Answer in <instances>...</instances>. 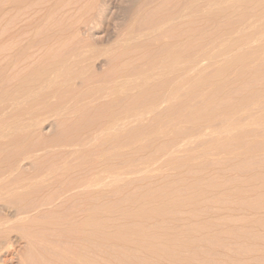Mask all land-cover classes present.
Returning a JSON list of instances; mask_svg holds the SVG:
<instances>
[{"label": "rangeland", "instance_id": "rangeland-1", "mask_svg": "<svg viewBox=\"0 0 264 264\" xmlns=\"http://www.w3.org/2000/svg\"><path fill=\"white\" fill-rule=\"evenodd\" d=\"M152 263L264 264V0H0V264Z\"/></svg>", "mask_w": 264, "mask_h": 264}, {"label": "bare ground", "instance_id": "bare-ground-1", "mask_svg": "<svg viewBox=\"0 0 264 264\" xmlns=\"http://www.w3.org/2000/svg\"><path fill=\"white\" fill-rule=\"evenodd\" d=\"M33 5V4H32ZM49 15V14H48ZM12 17V16H11ZM15 17V16H14ZM61 19V18H60ZM261 24V23H260ZM175 38V37H174ZM45 55V54H44ZM52 56V55H51ZM168 57V56H167ZM172 58V57H170ZM169 58V59H170ZM174 58V57H173ZM173 60H171L172 63ZM31 63V62H30ZM29 66V65H28ZM60 69V68H59ZM135 72V71H134ZM7 73V72H6ZM92 75V74H91ZM5 77V76H4ZM10 77V76H9ZM127 77V76H126ZM143 77V76H142ZM134 78V77H133ZM116 80V79H115ZM84 81V80H83ZM112 81V80H111ZM110 81V82H111ZM95 83V82H94ZM101 83V82H100ZM129 85V84H128ZM247 89V88H246ZM168 90V89H167ZM122 91V90H121ZM44 94V93H43ZM68 94V93H67ZM153 95V94H152ZM164 96V95H163ZM80 97V96H79ZM210 97V96H209ZM47 98V97H46ZM87 98V97H86ZM123 98V97H122ZM209 99V98H208ZM120 100V99H119ZM112 103V102H111ZM108 106V105H107ZM88 110V109H87ZM187 115V114H186ZM121 117V116H120ZM111 119V118H110ZM72 122V121H71ZM96 122V121H95ZM168 123V122H167ZM84 124V123H83ZM70 125V124H69ZM27 128V127H26ZM142 129V128H141ZM174 129V128H173ZM79 130V129H78ZM5 133V132H4ZM67 135V134H66ZM95 137V136H94ZM89 139V138H88ZM131 139V138H130ZM84 140V139H83ZM97 148V147H96ZM132 148V147H131ZM26 149V148H25ZM96 152V151H95ZM13 154V153H12ZM72 156V155H71ZM45 162V161H44ZM97 165V164H96ZM45 168V167H44ZM131 170V169H130ZM93 171V170H92ZM81 172V171H80ZM24 175V174H23ZM52 176V175H51ZM4 177V176H3ZM43 178V177H42ZM11 180V179H10ZM54 182V181H53ZM120 182V181H119ZM61 185V184H60ZM42 189V188H41ZM81 189V188H80ZM86 189V188H85ZM51 192V191H50ZM26 194V193H25ZM44 194V193H43ZM120 200V199H119ZM79 201V200H78ZM6 202V201H5ZM74 202V201H73ZM87 202V201H86ZM16 203V202H15ZM44 203V202H43ZM17 204V203H16ZM21 204V203H20ZM80 205V204H79ZM82 205V204H81ZM19 206V205H18ZM99 206V205H98ZM42 207V206H41ZM50 207V206H49ZM86 207V206H85ZM61 208V207H60ZM86 209V208H85ZM73 211V210H72ZM78 213V212H77ZM51 215V214H50ZM84 218L82 219V225L88 227V225L91 223V216L87 213L83 216ZM72 218V217H71ZM95 225V224H94ZM73 226V225H72ZM22 230V229H21ZM121 235V234H120ZM112 238V237H111ZM82 240V239H81ZM48 241V240H47ZM100 241V240H99ZM74 247V246H73ZM117 248V247H116ZM168 252V251H167ZM38 254V253H37ZM111 256V255H110ZM30 258V257H29ZM134 258V257H132ZM28 259V258H27ZM29 260V259H28ZM33 261V259H31ZM41 261V260H40ZM153 264V263H152Z\"/></svg>", "mask_w": 264, "mask_h": 264}]
</instances>
